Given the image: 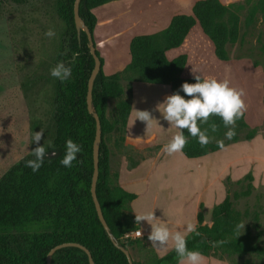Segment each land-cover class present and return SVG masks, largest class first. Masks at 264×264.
I'll use <instances>...</instances> for the list:
<instances>
[{"label": "trees", "instance_id": "trees-1", "mask_svg": "<svg viewBox=\"0 0 264 264\" xmlns=\"http://www.w3.org/2000/svg\"><path fill=\"white\" fill-rule=\"evenodd\" d=\"M12 1L19 4L26 0ZM110 1L113 0H81L80 15L93 37L97 17L92 9ZM74 4L75 0H59L57 8L59 15L68 24L69 46L66 51L65 44L61 45L58 58L72 70L67 81L58 80L56 89L53 149L58 150V154L51 158L44 157L42 167L36 172L26 166L27 160L34 159L33 155H29L0 177V264H48L47 255L50 250L64 242H77L88 248L95 264H129L126 254L114 244L104 228L92 196L96 118L88 110L87 92L95 59L87 33L82 30L79 34L77 31ZM239 7L236 3L225 4L221 0H197L192 14H175L166 28L151 34L135 35L130 43L131 62L122 71L111 75L105 74L104 58L96 50L101 68L94 83L93 105L102 124L96 191L112 233L126 247L131 239L125 240V234L138 227L130 206L136 194L119 186H111L110 150L106 135L119 131V127L125 132L132 104L130 99L119 101L117 117L111 120L107 114L108 101L124 93L121 84L123 78L169 85L171 94L179 91L185 95L181 90L182 83L196 82L195 78H184L181 75L187 55L181 54L170 60L166 50L180 46L190 29L199 22L204 33L213 41L217 57L229 60L227 44L237 42L240 37ZM253 15L254 12L251 17ZM211 123L219 125V130L214 133L209 130V136L217 139H211L206 147H201L184 130L188 138V144L183 149L186 156H204L221 149L218 142L222 141L224 147L239 141L243 129H248L246 139H253L258 132V127H251L247 123L245 114L237 121L236 135L231 140H223L222 136L227 129L220 117L212 116L209 120ZM208 126L200 125L202 129ZM68 139L81 146V152L70 168L60 163ZM246 178L249 183L243 193L249 195L254 187V177L248 173ZM203 206L200 205L197 225L201 235L188 234L186 237L190 250L210 255L212 250L221 249L239 255L264 257L263 245L236 238L241 229L237 230V225H242V219L240 213L234 210L229 194L214 205L210 225L204 223ZM221 240L227 243L214 246V242ZM157 259V264L180 262L174 247ZM52 264H90V260L83 248L68 246L54 252ZM134 264L145 263L134 260Z\"/></svg>", "mask_w": 264, "mask_h": 264}, {"label": "crops", "instance_id": "crops-1", "mask_svg": "<svg viewBox=\"0 0 264 264\" xmlns=\"http://www.w3.org/2000/svg\"><path fill=\"white\" fill-rule=\"evenodd\" d=\"M196 1L113 0L93 8L97 17L94 38L96 48L104 58L105 74L120 72L131 62L130 43L135 35L151 34L166 28L175 14H192ZM200 52L205 54L204 58ZM181 54L187 55L181 73L184 78H194V71L202 78L219 79V73L214 70L220 69L222 65H230L232 62H249L253 65L246 58L219 59L213 41L204 33L199 22L190 29L180 46L166 50L170 60ZM121 84L124 93L118 99H130L132 109L124 139L116 136L114 131L108 135L106 142L110 150L111 186H119L136 194L130 203L133 215H136L135 212L153 210L156 217L154 223L165 224L172 233L181 231L183 234L188 222L198 225L201 204L206 211H211L215 204L224 200L227 191L223 180L227 175L236 180L252 168L249 161L256 160L257 168L254 170L260 167V163H264L262 133L250 140L232 142L204 156L188 157L182 151L158 157L156 151H150L152 147L156 149L155 140L171 139L178 131L163 119L157 108L171 95L170 86L130 81L127 78H123ZM135 109L151 112L153 120L148 128L146 122L139 119L134 122ZM244 114L251 127L262 126L264 100L257 116L253 117L247 111ZM153 138L154 141L151 140ZM137 226L144 234L142 239L147 241L158 258L173 247L170 240L162 249L153 248L148 240L151 225L142 221ZM203 263L231 264L213 255H203Z\"/></svg>", "mask_w": 264, "mask_h": 264}, {"label": "rangeland", "instance_id": "rangeland-1", "mask_svg": "<svg viewBox=\"0 0 264 264\" xmlns=\"http://www.w3.org/2000/svg\"><path fill=\"white\" fill-rule=\"evenodd\" d=\"M221 1L240 6V37L237 42L227 44L229 56L246 58L253 65L249 62H232L214 72L219 73L220 80L227 77L230 86L244 90L247 112L255 117L264 100V0ZM58 2L26 0L18 4L12 0H0V177L21 159L32 155V150L37 146L31 139L34 132L43 130L40 143L45 146L54 139L58 79L51 76L50 69L63 62L58 58L61 45L65 44L66 51L69 49L68 24L58 13ZM49 27H54L56 32L52 38L44 35ZM200 54L205 57L203 52ZM226 67L230 68V72H226ZM118 103V98L109 101L107 114L111 120L117 117ZM256 127L257 134H264V124ZM119 128L115 134L121 137L124 132ZM225 132L223 140H226ZM247 132L248 129L240 132V140H250L245 138ZM216 139L212 138L213 141ZM169 140L156 139V149L152 147L150 151H156L158 157L165 155L163 146ZM57 154L58 150L47 148L45 157L51 158ZM249 163H252V168L247 173L236 180L227 175L223 183L226 196L230 195L233 208L240 213L244 224L236 238L264 246V163H260L257 170H254L256 160ZM248 173L254 177V187L251 194L244 195L249 183L246 178ZM202 211L204 223L212 224V210L203 208ZM142 238L131 239L128 243L127 248L133 259L145 264H157L158 257ZM210 255L231 264L264 263L263 256L239 255L221 249L212 250Z\"/></svg>", "mask_w": 264, "mask_h": 264}, {"label": "clouds", "instance_id": "clouds-1", "mask_svg": "<svg viewBox=\"0 0 264 264\" xmlns=\"http://www.w3.org/2000/svg\"><path fill=\"white\" fill-rule=\"evenodd\" d=\"M44 35L48 38L54 37L56 35L54 27H49ZM226 72H230V68L226 67ZM50 74L53 78L64 82L71 77L72 70L63 62H58L50 69ZM193 75L195 83L184 82L181 85V90L185 95H181L177 91L168 95L162 103L157 105L163 119L171 127L178 129L169 142L163 146V151L168 155L182 152L187 146L188 138L184 134L185 129L192 138L197 140L201 147H206L211 143L212 138L208 134L209 130L213 133L219 130V125L216 123L209 124L212 116L221 118L224 128L227 129L225 138L231 140L236 135L237 121L247 111V105L243 99L244 90L230 86V81L227 77L222 80L215 77L202 78L201 75L196 74L194 71ZM185 96L189 98L186 99ZM137 119L146 122L148 128L153 117L149 110L135 109L134 122ZM202 124H208L209 126L202 129L200 127ZM43 133V130L34 132L31 138L32 142H35L37 146L31 152L34 159L27 160L26 166L30 167L33 172L38 171L42 167L47 148H54L51 140L47 142V146L40 143L43 139ZM218 144L223 147L222 141L218 142ZM80 152L81 146L72 139H68L65 143V155L60 161L61 165L67 168L72 167L73 161L77 159V154ZM135 213V222L137 224L146 221L151 225L148 240L153 248L162 249L171 240L180 264H203L202 253L199 250H190L187 246L186 237L188 234L201 235L197 224L188 222L184 227L183 234L181 231L172 233L167 225L154 223L156 217L153 210ZM241 227L244 228V224L237 225V230ZM138 235H142L141 231ZM224 243H227V241H217L214 242V246Z\"/></svg>", "mask_w": 264, "mask_h": 264}, {"label": "water", "instance_id": "water-1", "mask_svg": "<svg viewBox=\"0 0 264 264\" xmlns=\"http://www.w3.org/2000/svg\"><path fill=\"white\" fill-rule=\"evenodd\" d=\"M80 3H81V0H75V4H74L75 25H76V28H77V31L79 34L82 30H84L87 33V36L89 39V47H90L91 53L95 59L94 68L91 72L89 82H88V92H87L88 110L96 118V134H95V139H94V143H93L94 171H93L92 186H91L92 196H93V199H94V202L96 205V209H97L99 218H100L104 228L106 229L109 237L114 242V244L117 247H119L126 254V256L128 257V260H129V264H134V259L131 255L129 249L126 246L122 245L118 241V239L114 236V234L112 233L110 226L108 225V223L104 217L103 210H102L100 201H99L98 196H97L96 188H97V181H98V177H99V157H100V144L102 141V124H101V119H100L99 114L94 109L93 89H94L95 79H96V77L100 71V68H101V60H100V56L97 54V51H96L97 48L95 45V40H94L93 34L80 15ZM68 246H78V247L83 248L89 255L90 264H95L90 250L88 248H86L85 246L81 245L80 243H77V242H64V243L58 244L55 247H53L47 255L48 264H52V256L57 249H60L63 247H68Z\"/></svg>", "mask_w": 264, "mask_h": 264}, {"label": "built area", "instance_id": "built-area-1", "mask_svg": "<svg viewBox=\"0 0 264 264\" xmlns=\"http://www.w3.org/2000/svg\"><path fill=\"white\" fill-rule=\"evenodd\" d=\"M141 231L142 233V230L141 229H136V230H132L130 232H127L124 236L125 239H137V238H140L142 237L144 234L142 233L141 236L138 235V233Z\"/></svg>", "mask_w": 264, "mask_h": 264}]
</instances>
